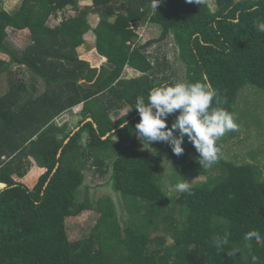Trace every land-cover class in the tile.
<instances>
[{
    "label": "trees",
    "instance_id": "1",
    "mask_svg": "<svg viewBox=\"0 0 264 264\" xmlns=\"http://www.w3.org/2000/svg\"><path fill=\"white\" fill-rule=\"evenodd\" d=\"M79 1L22 0L11 12L0 0V52L11 56L0 60V75L15 63L32 79L29 87L11 76L0 95V264H264V245L244 240L252 230L264 236V178L256 158L241 164L219 154L225 171L219 182L172 194L161 182L162 162L171 159L185 173L202 170L195 147L185 137L180 156L168 142H154L149 151L138 148L142 142L133 131L140 120L137 97L147 102L151 89L176 84L158 77L147 54L170 33L187 68L186 83H209L219 107L235 116L243 87L264 90V33L256 27L264 21V0H215L214 10L207 0H162L156 9L152 0H91L78 7ZM68 6L71 15L49 22ZM91 12L100 16L96 27L87 18ZM145 19L162 33L136 46ZM89 32L106 65L95 67L78 55ZM17 33L27 41L19 53L6 43ZM127 66L142 75L123 77ZM40 79L45 89L35 96L28 90L37 91ZM80 104L77 127L67 131L55 123ZM177 115L167 117L169 127ZM129 139L133 145L123 147ZM107 158L113 188L130 213L124 223L109 196L96 203L78 198L87 160ZM88 210L100 214L91 233L70 239L66 219ZM157 231L173 244L155 246ZM217 235L228 241L219 250L212 239Z\"/></svg>",
    "mask_w": 264,
    "mask_h": 264
},
{
    "label": "rangeland",
    "instance_id": "2",
    "mask_svg": "<svg viewBox=\"0 0 264 264\" xmlns=\"http://www.w3.org/2000/svg\"><path fill=\"white\" fill-rule=\"evenodd\" d=\"M212 10L215 9V0H207ZM22 0H3V7L8 11H15L21 6ZM78 7L91 6L93 1L84 0L78 2ZM72 6H68L67 11H59L57 14H53L50 17V23L54 21L60 22L66 14H72ZM69 11V12H68ZM79 13V11L77 12ZM89 23L93 27L98 24L100 16L91 12L87 16ZM143 27L137 30L139 33L144 34L146 39H157L162 33V28L159 24L152 23L149 19L141 21ZM88 43L81 45L77 48L78 55L89 61L93 66L99 67L104 63V60L95 50V36L93 33L85 35ZM7 46L13 52L19 53L22 46L27 43L26 39L22 36L15 34L10 36L6 40ZM137 44L136 46H138ZM147 54L150 55L156 66V73L159 78L167 77L174 83H186L187 68L186 65L180 60L179 47L173 34L161 41L154 42L147 50ZM0 60L9 62L11 56L9 53L0 52ZM104 65H106L104 63ZM17 64H13L11 71L0 75V95L5 93L10 87V77L20 79L27 86L31 87V73L25 71ZM153 74V73H152ZM15 75V77H14ZM123 77L131 78L142 75L141 72L132 69L127 66L123 73ZM45 89V83L42 79L39 80L38 90L32 91L29 88V92L34 93L35 96L41 94ZM83 109V104H80L73 109H70L61 115H59L54 121L59 127H65L67 131L73 130L79 125L82 118L80 115ZM131 108H127L119 113H114L112 118L114 120L120 119L123 115L129 113ZM236 123L238 124L237 131L227 132L223 137L217 141V145L220 149V155L222 159L234 161L236 163L254 162L253 158H256L257 164L261 168L262 176L264 178V90L248 84L243 87L239 93L237 102V111L235 114ZM136 134V131L133 130ZM130 133L131 130H130ZM60 137H63L60 135ZM119 137L115 136L113 139L118 140ZM87 136L84 135L83 141L85 142ZM137 139V137H136ZM123 147L133 145V141L122 142ZM138 148L153 151L154 147L147 144H140ZM111 160L105 159H88L84 169L85 180L80 189L79 199L83 200L86 196H89L91 201L96 203L99 199L109 196L115 203L117 214L121 223H124L129 216L128 208L121 194L117 192L112 185L111 180ZM161 182L166 190L172 194L178 193L174 191L175 185L179 182L188 181L191 184H208L213 185L221 180L222 172L225 175L223 163L215 162L210 167H204L202 170L194 169L190 173L182 172L171 159H164L161 166ZM200 171V172H199ZM192 177V178H191ZM4 188V187H3ZM1 188V189H3ZM99 213L96 210L84 211L78 216L69 217L66 219L68 226V234L70 239L77 240L88 237L91 233L96 220L99 218ZM155 238V246L166 247L173 244L174 240L171 236H168L163 231H157L153 233ZM163 239V240H162ZM162 240V241H161ZM159 241L160 244H159Z\"/></svg>",
    "mask_w": 264,
    "mask_h": 264
},
{
    "label": "clouds",
    "instance_id": "3",
    "mask_svg": "<svg viewBox=\"0 0 264 264\" xmlns=\"http://www.w3.org/2000/svg\"><path fill=\"white\" fill-rule=\"evenodd\" d=\"M161 2L162 0H152L151 6L156 9ZM256 27L259 32L264 33V21L259 22ZM214 101L217 106H213ZM220 103L217 90L207 82H178L171 86L153 88L148 94L147 102L143 97H137L134 108L138 111L140 120L135 125L136 136L143 145L144 142L148 145L168 142L176 156L184 153L182 144L187 137L198 153L199 164L210 167L219 158L217 141L227 132L238 130L234 114L219 107ZM173 113L178 115L169 127L167 117ZM121 126H126V121ZM176 130L178 134H175ZM174 191L191 194L189 182L185 180L177 183ZM212 239L218 250L228 243L226 238L218 235ZM244 240H255L257 244L264 245V236L257 230L246 233ZM256 259L253 257V261Z\"/></svg>",
    "mask_w": 264,
    "mask_h": 264
},
{
    "label": "built area",
    "instance_id": "4",
    "mask_svg": "<svg viewBox=\"0 0 264 264\" xmlns=\"http://www.w3.org/2000/svg\"><path fill=\"white\" fill-rule=\"evenodd\" d=\"M144 36H145V32H144V34L139 33L138 37L136 38V43L142 44V43L146 42L147 39L145 40Z\"/></svg>",
    "mask_w": 264,
    "mask_h": 264
},
{
    "label": "crops",
    "instance_id": "5",
    "mask_svg": "<svg viewBox=\"0 0 264 264\" xmlns=\"http://www.w3.org/2000/svg\"><path fill=\"white\" fill-rule=\"evenodd\" d=\"M90 1H91V0H90ZM96 14H97V13H96ZM97 15H98V14H97ZM99 20H100V19H99ZM98 22H99V21H98ZM90 24H91V23H90ZM91 26H92V25H91ZM96 26H97V25H96ZM96 26H95V27H96ZM92 27H93V26H92ZM89 33H91V32H89ZM86 35H88V33H87ZM150 39H153V38H150ZM150 39H147V40H150ZM87 43H88V41H87ZM99 67H100V66H99ZM132 69H133V68H132ZM0 187H3V184H2V185L0 184Z\"/></svg>",
    "mask_w": 264,
    "mask_h": 264
},
{
    "label": "water",
    "instance_id": "6",
    "mask_svg": "<svg viewBox=\"0 0 264 264\" xmlns=\"http://www.w3.org/2000/svg\"><path fill=\"white\" fill-rule=\"evenodd\" d=\"M89 120H93L92 118H90ZM3 184V183H2ZM3 187H5V184H3ZM3 187H0V190H1V188H3Z\"/></svg>",
    "mask_w": 264,
    "mask_h": 264
}]
</instances>
